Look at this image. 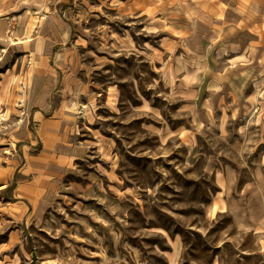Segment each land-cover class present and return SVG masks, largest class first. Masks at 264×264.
<instances>
[{
  "label": "rangeland",
  "instance_id": "obj_1",
  "mask_svg": "<svg viewBox=\"0 0 264 264\" xmlns=\"http://www.w3.org/2000/svg\"><path fill=\"white\" fill-rule=\"evenodd\" d=\"M0 264H264V0H0Z\"/></svg>",
  "mask_w": 264,
  "mask_h": 264
},
{
  "label": "bare ground",
  "instance_id": "obj_2",
  "mask_svg": "<svg viewBox=\"0 0 264 264\" xmlns=\"http://www.w3.org/2000/svg\"><path fill=\"white\" fill-rule=\"evenodd\" d=\"M206 213H207V215H209V214L211 213V208L207 207V209H206ZM233 213H234V211H233ZM235 216H236V218H237V220H238V222H239L240 224L245 225V221H244V219H243L242 216H241L239 213H237L236 211H235Z\"/></svg>",
  "mask_w": 264,
  "mask_h": 264
},
{
  "label": "crops",
  "instance_id": "obj_3",
  "mask_svg": "<svg viewBox=\"0 0 264 264\" xmlns=\"http://www.w3.org/2000/svg\"><path fill=\"white\" fill-rule=\"evenodd\" d=\"M222 185H223V183H222ZM244 186H245V185H244ZM223 187H224V185H223ZM224 202L227 204V200H226V192H225ZM226 204H225V209H228Z\"/></svg>",
  "mask_w": 264,
  "mask_h": 264
}]
</instances>
